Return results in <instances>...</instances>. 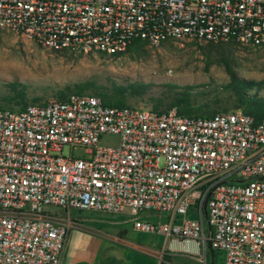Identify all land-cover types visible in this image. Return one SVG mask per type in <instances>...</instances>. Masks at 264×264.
I'll list each match as a JSON object with an SVG mask.
<instances>
[{
	"label": "built area",
	"instance_id": "built-area-1",
	"mask_svg": "<svg viewBox=\"0 0 264 264\" xmlns=\"http://www.w3.org/2000/svg\"><path fill=\"white\" fill-rule=\"evenodd\" d=\"M0 28L55 52L116 55L134 40L262 47L264 0H0ZM72 211L191 243L199 261L208 247L212 264H264V119L119 108L84 94L1 109L0 264H60L80 225Z\"/></svg>",
	"mask_w": 264,
	"mask_h": 264
},
{
	"label": "rangeland",
	"instance_id": "rangeland-1",
	"mask_svg": "<svg viewBox=\"0 0 264 264\" xmlns=\"http://www.w3.org/2000/svg\"><path fill=\"white\" fill-rule=\"evenodd\" d=\"M0 108L19 110L12 83L23 89L27 103L42 104L67 97L77 89L84 95L101 97L102 93L126 90L125 107L168 109L174 92L192 87L190 96L196 104H209L213 112L236 108L228 91L231 74L240 79L264 83V46L245 47L234 42L210 43L194 39L165 41L157 47L147 43L127 47L119 55L51 51L7 28H0ZM133 85L137 93H132ZM143 86L140 88V86ZM172 86V87H170ZM175 87V88H174ZM135 92V91H133ZM253 93V91H252ZM258 95L264 98V88ZM113 136H102V145H114ZM74 156L81 150H74ZM69 156V149L64 150ZM65 216L63 210H56ZM90 223L76 224L69 230L61 264H212L207 247L205 261L192 252L191 243L166 240L161 235L128 231L119 241L120 224H112L106 214L70 212ZM80 222V221H77ZM129 225L125 224L124 229ZM126 242L132 243L127 244ZM171 243V244H169ZM132 245L139 249L132 248ZM170 245V246H169ZM186 249H188L186 251ZM203 253V251H202ZM215 263L223 259L216 253ZM203 259V257H201Z\"/></svg>",
	"mask_w": 264,
	"mask_h": 264
},
{
	"label": "trees",
	"instance_id": "trees-1",
	"mask_svg": "<svg viewBox=\"0 0 264 264\" xmlns=\"http://www.w3.org/2000/svg\"><path fill=\"white\" fill-rule=\"evenodd\" d=\"M140 44H144V42L140 40H134L128 45V47H133ZM142 87L143 86L141 85L140 88ZM11 88L15 93L14 101H16V104L21 107L19 110H23L29 105L27 103V99L25 98L24 90L22 88L19 89V84L17 83H12ZM135 88L136 87L131 85L130 89L132 90V93H130V95L137 93ZM191 88L192 87L184 86L181 87L180 91L174 92V96L172 97L169 103L168 109L175 108L177 113L180 115L194 117H209L217 113L213 112L212 110H209L210 105L207 103L196 104V101L191 98L189 93V90H191ZM263 88V82H255L246 79H240L236 75L231 74V79L229 83L224 85L221 89H224L229 92L230 98L234 100V103L236 105L235 109H241L246 115L252 117L253 120L257 123L264 119V98L258 95L259 90ZM126 90L127 89L121 88L114 93H102L101 97H103L104 99L103 103L112 107H125V98L127 95L125 93ZM82 93L83 92L81 89H77L74 94ZM60 98L61 99L59 100H64L66 97L60 94ZM1 109L2 108H0V110ZM153 110L157 111V107H155Z\"/></svg>",
	"mask_w": 264,
	"mask_h": 264
},
{
	"label": "crops",
	"instance_id": "crops-1",
	"mask_svg": "<svg viewBox=\"0 0 264 264\" xmlns=\"http://www.w3.org/2000/svg\"><path fill=\"white\" fill-rule=\"evenodd\" d=\"M112 218H116V219H112L113 221L111 222L112 224H120L121 225V227H123L122 229V232H119V241L121 240V241H123V239H124V237H125V235H126V233L128 232V231H130V232H134L132 229H131V225L129 224V223H125L124 221H123V218H121V217H119V216H111ZM77 220H79L80 221V225H83V224H86V223H90L91 221L90 220H88V219H86V218H78ZM125 224H127V225H129V227H128V229H124V225ZM128 230V231H127ZM134 233H136V232H134ZM166 240H168V239H166ZM127 244H132V243H130V242H126ZM169 244H171V243H169ZM184 244V243H183ZM170 246V245H169ZM132 248H134V249H139V247H137V246H135V245H132ZM61 261H62V259H61ZM62 262H60V264H61Z\"/></svg>",
	"mask_w": 264,
	"mask_h": 264
},
{
	"label": "bare ground",
	"instance_id": "bare-ground-1",
	"mask_svg": "<svg viewBox=\"0 0 264 264\" xmlns=\"http://www.w3.org/2000/svg\"><path fill=\"white\" fill-rule=\"evenodd\" d=\"M5 67H6V66H4V65H3V66H2V65H0V68H2V69H4Z\"/></svg>",
	"mask_w": 264,
	"mask_h": 264
}]
</instances>
